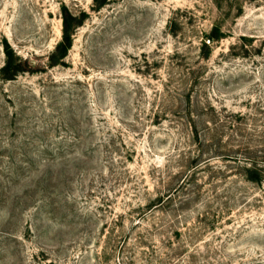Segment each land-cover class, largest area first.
Masks as SVG:
<instances>
[{"label":"rangeland","instance_id":"rangeland-1","mask_svg":"<svg viewBox=\"0 0 264 264\" xmlns=\"http://www.w3.org/2000/svg\"><path fill=\"white\" fill-rule=\"evenodd\" d=\"M0 264H264V0H0Z\"/></svg>","mask_w":264,"mask_h":264},{"label":"trees","instance_id":"trees-1","mask_svg":"<svg viewBox=\"0 0 264 264\" xmlns=\"http://www.w3.org/2000/svg\"><path fill=\"white\" fill-rule=\"evenodd\" d=\"M71 44H72V36H71L70 30H69V27L67 24V20L64 17V19H63V35H62L61 41L58 43V47L69 48ZM253 168L254 167H250L247 170L252 171ZM250 178H252V177H250Z\"/></svg>","mask_w":264,"mask_h":264}]
</instances>
